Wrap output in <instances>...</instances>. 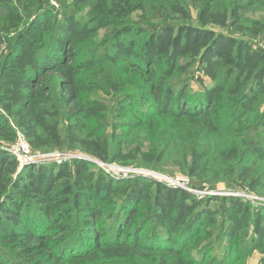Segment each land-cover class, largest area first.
Returning <instances> with one entry per match:
<instances>
[{
    "label": "trees",
    "instance_id": "16d2710c",
    "mask_svg": "<svg viewBox=\"0 0 264 264\" xmlns=\"http://www.w3.org/2000/svg\"><path fill=\"white\" fill-rule=\"evenodd\" d=\"M58 2L0 0V264H264V202L96 162L264 197V0Z\"/></svg>",
    "mask_w": 264,
    "mask_h": 264
},
{
    "label": "rangeland",
    "instance_id": "374dc122",
    "mask_svg": "<svg viewBox=\"0 0 264 264\" xmlns=\"http://www.w3.org/2000/svg\"><path fill=\"white\" fill-rule=\"evenodd\" d=\"M59 1V0H57ZM73 0H67V2H71ZM153 1H156V0H153ZM1 13V12H0ZM192 16H193V19L196 18L197 16V12H196V9L195 8H192ZM257 43L260 44V45H264V39L263 38H260V39H257ZM99 97H103L105 100L109 101V96L107 95H104L103 93H98ZM14 142L12 143H9V142H4L2 144V147L4 148H7L9 147L10 145H12ZM10 153V152H9ZM57 153V152H55ZM59 153V152H58ZM61 153V152H60ZM74 154H77V155H80L81 157H85L84 155H82L81 153L79 152H73ZM12 156H14L12 153H10ZM54 153H38V154H33V157L36 159L35 161H31L29 163L31 164H52V163H62L63 161H66V160H69L67 158H64V160L62 161H58L55 157L53 156H50ZM68 155H70V158H73L71 157L72 152L70 153H66ZM15 157V156H14ZM65 157H68V156H65ZM16 158V157H15ZM94 162V161H93ZM21 164V162H20ZM28 163H25V164H21V165H26ZM98 164V163H97ZM104 164L103 162L102 163H99L98 164V167L99 169L107 174V175H112L114 176V178H117V179H122V178H125V177H132V176H147V177H151V176H157V175H166V176H169V174L167 173H163V172H158V171H155L153 169H150L148 168L147 166H145L144 164L142 163H139L138 161H136L135 159H130L129 161L125 162V163H117V164H114L116 166H119L121 168H127L131 171H127V172H114L112 170V168L109 167V164H113V163H106L108 165H102ZM120 164V165H119ZM119 170V169H117ZM176 176H187L185 173H181V172H176L175 175L173 176H169V177H176ZM191 181V180H190ZM166 182V181H165ZM217 189L216 190H205L208 194H236V195H240V196H244L245 198L247 199H250L254 204L258 205L260 204L261 202H264V197H261V196H257L256 194L254 193H249L247 191H244V190H234V189H230V185L228 184V182H219L218 185H217ZM207 195V194H205ZM220 252V248L218 247L217 249V253ZM260 256L261 254L259 252H255L249 259H248V264H261V261H260Z\"/></svg>",
    "mask_w": 264,
    "mask_h": 264
},
{
    "label": "built area",
    "instance_id": "2783aa9c",
    "mask_svg": "<svg viewBox=\"0 0 264 264\" xmlns=\"http://www.w3.org/2000/svg\"><path fill=\"white\" fill-rule=\"evenodd\" d=\"M51 4L53 6H55L56 8L60 7V4L57 0H51ZM8 152L12 153L18 160L19 162H21V164H25V163H29L31 161H35L36 159L33 157V155L31 154V147L30 144L25 136V134L21 131V130H17V139L16 141L10 145L9 147L5 148ZM71 155V157H81L80 155L74 154ZM50 156L55 157L58 161H62L64 160V158L70 159V155L65 154V153H54ZM68 156V157H65ZM96 162L102 163L100 161ZM104 165H108L106 163L102 164ZM109 167L112 168V170L114 172H127V171H131L127 168H121L119 166H116L114 164H109ZM119 169V170H117ZM154 178H157L159 180H163L166 181L169 185L173 186V187H181L184 189H187L191 192L197 193L200 196H204L205 194H208L205 190H198L195 188H192L190 186V178L188 176H176V177H169L166 175H157V176H153Z\"/></svg>",
    "mask_w": 264,
    "mask_h": 264
}]
</instances>
